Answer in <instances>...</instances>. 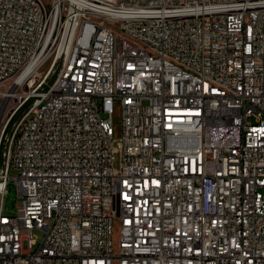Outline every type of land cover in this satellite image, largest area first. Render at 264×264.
<instances>
[{"label":"built area","instance_id":"1","mask_svg":"<svg viewBox=\"0 0 264 264\" xmlns=\"http://www.w3.org/2000/svg\"><path fill=\"white\" fill-rule=\"evenodd\" d=\"M0 264H264V0H0Z\"/></svg>","mask_w":264,"mask_h":264},{"label":"rangeland","instance_id":"2","mask_svg":"<svg viewBox=\"0 0 264 264\" xmlns=\"http://www.w3.org/2000/svg\"><path fill=\"white\" fill-rule=\"evenodd\" d=\"M114 122L116 125V133L118 134V132L120 131V127H121V112H120V108L118 105L116 106V112L114 114ZM15 173L16 171L12 169L11 174H15ZM21 201L22 200H21V197L18 195L16 186L13 184L12 180L10 179L9 186H8V192L5 198V207H4L5 213L14 214L17 208L21 205ZM113 226H114L113 230L115 232L113 236V240L116 243L119 238L118 233L120 230V225L117 219H115ZM32 232L37 242L41 243L45 235V231L40 228H34Z\"/></svg>","mask_w":264,"mask_h":264}]
</instances>
